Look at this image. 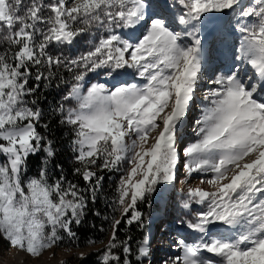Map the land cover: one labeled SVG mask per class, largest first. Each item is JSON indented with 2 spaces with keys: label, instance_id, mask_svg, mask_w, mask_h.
Returning <instances> with one entry per match:
<instances>
[{
  "label": "snow or ice",
  "instance_id": "obj_1",
  "mask_svg": "<svg viewBox=\"0 0 264 264\" xmlns=\"http://www.w3.org/2000/svg\"><path fill=\"white\" fill-rule=\"evenodd\" d=\"M229 12L238 63L208 76L196 139L183 149L186 176L198 174L210 190L183 194L193 218L182 223L198 240H178L170 264H264V0H0V239L38 258L65 235L76 238L85 189L62 175L52 180L46 168L27 177L30 156L56 154L30 98L39 81L57 79L67 86L58 108L73 133L75 171L93 200L103 181L93 169L123 171L114 201L121 219L113 217L100 264H134L120 225L142 226L139 204L174 185L185 122L209 71L201 29L220 19L207 14ZM81 39L86 51L64 58ZM127 70L141 82L91 83L92 73ZM149 254L141 246L135 264Z\"/></svg>",
  "mask_w": 264,
  "mask_h": 264
},
{
  "label": "trees",
  "instance_id": "obj_2",
  "mask_svg": "<svg viewBox=\"0 0 264 264\" xmlns=\"http://www.w3.org/2000/svg\"><path fill=\"white\" fill-rule=\"evenodd\" d=\"M222 14L223 13H214V16ZM88 46V40L81 39L79 44L66 47L63 51V57L67 59L76 58L86 51ZM61 75L67 76V73L62 72ZM103 75L102 72L100 74L92 73L91 81H99ZM127 80H130V78H127ZM36 84L35 70H33L30 85L34 87ZM39 85L40 87L36 90L35 96L30 99H36L37 103L33 107L41 111V120L38 125V131L44 136L46 143H51L56 154L53 158H48L44 151H40L35 155L30 156L27 165V177L31 178L36 176L42 168H46L49 177L52 180H55L62 175L66 177L67 181L76 183L82 189H85L84 195L86 197L87 206L81 216V222L78 225L75 223L72 224V230L76 233V238L69 239L65 235L63 240L59 242L58 246H54L53 248L71 250L82 249L88 246L104 245L102 249L94 253H89L77 262V264H100V253L105 249L109 236L112 234L113 217L118 220L121 219L122 209H119L114 201L116 199L117 186L123 175V171L108 172L106 170L93 169L98 175L103 177L101 186L93 200L91 193L87 191L88 185L79 175L76 174L75 171L79 165L75 160V152L73 150V133L69 126L61 123L58 106L65 103L63 101V95L67 91V86L57 79H53L51 82L41 80L39 81ZM162 188L163 187L160 185L158 192L153 195L148 202L139 204V211L143 216L142 226L136 223L127 225L123 222L120 225V231L118 233L119 239L124 240L125 237H131L134 264L135 255L138 249L143 246L146 239L148 230L147 220L150 218L152 212L159 210V202L162 201V193L164 192ZM171 193L173 194L174 191L172 190ZM172 196L176 197L177 194ZM170 201H172V199H170ZM170 207L169 204L165 211L168 213L167 215L170 214L171 217L175 218L173 219V224L178 220H183L184 217L185 221L193 218L188 215L184 209L180 212L176 211V213H172ZM162 226L166 227V231L173 228L169 221L164 222V225ZM90 241L96 242L89 243ZM0 242H2L1 239ZM116 251L119 252V249Z\"/></svg>",
  "mask_w": 264,
  "mask_h": 264
},
{
  "label": "rangeland",
  "instance_id": "obj_3",
  "mask_svg": "<svg viewBox=\"0 0 264 264\" xmlns=\"http://www.w3.org/2000/svg\"><path fill=\"white\" fill-rule=\"evenodd\" d=\"M243 2L248 5L252 3L253 0H243ZM207 15L214 16V13H209ZM218 16L220 17V19L210 20L209 22H207L206 26H202L201 29V34L204 38V46L210 51H214L213 45L210 44L219 38L217 36V31L219 25H222V22L228 23L230 26L232 25L234 29L236 28L237 17L234 14H231L229 12L226 17H223L222 15ZM238 35L240 36L239 32ZM215 51L218 52V49H216ZM127 78H130V80H127ZM140 82L141 81L135 78V76L132 74L131 70H127V74H114L113 77L103 75L99 81H91V83H105L109 88H112L113 86H119L124 83L131 84ZM204 96L205 95H201L199 91L196 92V103L193 105L188 119L185 122V127L183 130V142L180 145L181 154L180 161L177 165L176 181L174 185H161L164 192L162 193L163 199L159 202V210L152 212L150 218H148L147 220L148 230L143 246L149 249L150 254L147 258L144 259V264H165V261H169L170 264V258L176 255V246L178 240L183 238L189 243L196 242L198 240L197 234L191 232L182 223L183 221H185V217L183 218V220H178L173 224V219L175 218L171 217L170 214L167 215L168 213L165 210H167L169 204L171 206L170 210L172 213H176V211L180 212L181 210H183L181 206L182 197L183 194L187 191L188 187H203L206 190H210L208 189L207 185L201 184L200 179L198 178V174L194 173L192 177L186 176L184 167L185 158L183 156L184 147H186L188 143H191L196 139L195 133L193 131V125L194 120L201 114V107L205 103ZM0 162H2V160H0ZM172 190L174 191L173 194L171 193ZM175 194H177L176 197L172 196ZM170 199H172V201H170ZM196 210H200L199 206H196L194 208V211ZM166 221H169V223H171L173 227L172 229H168V231L165 230L166 227L162 226ZM171 234L172 236L169 239ZM110 237L111 236H109V238ZM1 240L0 264H77L78 261L83 259L89 253L97 252L104 246H88L82 249L71 250L51 248L45 250L40 257L33 258L23 251H19L15 248H10L6 240Z\"/></svg>",
  "mask_w": 264,
  "mask_h": 264
},
{
  "label": "bare ground",
  "instance_id": "obj_4",
  "mask_svg": "<svg viewBox=\"0 0 264 264\" xmlns=\"http://www.w3.org/2000/svg\"><path fill=\"white\" fill-rule=\"evenodd\" d=\"M223 23V22H222ZM228 24V23H227ZM218 32V31H217ZM212 36V35H211ZM219 38L217 39V40H215L213 43H211L210 45H213V44H215V43H217L219 40H220V38H222L223 37V35H219V32H218V35H217ZM211 38V37H210ZM227 38V37H226ZM239 38H240V36L238 35V34H230V36H229V38H228V40L230 41V47L232 48V42H236V41H239ZM216 39V38H215ZM231 51L232 50H228V52H227V54H226V57L225 58H227L229 55H230V53H231ZM217 66H221V65H213L212 63H208V74H211L212 73V68L213 67H217ZM169 257V256H168ZM167 257V258H168Z\"/></svg>",
  "mask_w": 264,
  "mask_h": 264
},
{
  "label": "water",
  "instance_id": "obj_5",
  "mask_svg": "<svg viewBox=\"0 0 264 264\" xmlns=\"http://www.w3.org/2000/svg\"><path fill=\"white\" fill-rule=\"evenodd\" d=\"M227 14H228V13H227ZM227 14L225 13L224 16H226Z\"/></svg>",
  "mask_w": 264,
  "mask_h": 264
}]
</instances>
